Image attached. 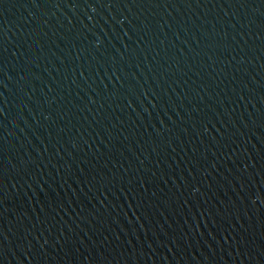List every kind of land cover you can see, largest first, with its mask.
I'll use <instances>...</instances> for the list:
<instances>
[{
  "label": "water",
  "instance_id": "95a60500",
  "mask_svg": "<svg viewBox=\"0 0 264 264\" xmlns=\"http://www.w3.org/2000/svg\"><path fill=\"white\" fill-rule=\"evenodd\" d=\"M0 264H264V0H0Z\"/></svg>",
  "mask_w": 264,
  "mask_h": 264
}]
</instances>
